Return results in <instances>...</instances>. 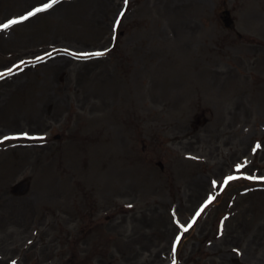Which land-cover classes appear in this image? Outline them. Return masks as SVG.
<instances>
[{
    "label": "rangeland",
    "instance_id": "obj_1",
    "mask_svg": "<svg viewBox=\"0 0 264 264\" xmlns=\"http://www.w3.org/2000/svg\"><path fill=\"white\" fill-rule=\"evenodd\" d=\"M9 69L0 264H264V0H61Z\"/></svg>",
    "mask_w": 264,
    "mask_h": 264
},
{
    "label": "snow or ice",
    "instance_id": "obj_2",
    "mask_svg": "<svg viewBox=\"0 0 264 264\" xmlns=\"http://www.w3.org/2000/svg\"><path fill=\"white\" fill-rule=\"evenodd\" d=\"M60 2H61V0H50V2L44 4L43 7H36L34 9H32L31 11H28L26 15H21L19 17V19H9L6 23H0V30H7L11 26L17 25V24L21 23L22 21H27L30 17H34L38 13L44 12V11H46L48 9H51L54 5H56V4L60 3ZM124 2H125V5H127L128 0H124ZM120 15L123 16L124 13L121 12ZM117 23H119V21H117ZM81 55L86 58L88 56H102V55H104V53L103 52H92V53H82ZM11 71L12 70L9 69L7 73L0 72V79H3L5 75L10 74ZM25 135H27V134H25ZM9 138L10 137L5 136L3 139L7 140ZM256 147L259 148L260 145H257ZM248 178L249 179H254V177H248ZM235 179H237V177L229 176L225 180V183H228V181H232V180H235ZM261 179H264V178H261ZM213 183H215V182H213ZM213 199H214L213 197H209V199L207 201V204H211ZM205 206H207V205H205ZM201 211H203V209H201ZM197 215H199V213H197ZM190 226L191 225H189V227ZM187 230H188L187 228L184 229V231H187ZM179 239L180 238L177 237V241H179ZM173 251H175V248L173 249ZM173 264H176L175 260L173 261Z\"/></svg>",
    "mask_w": 264,
    "mask_h": 264
},
{
    "label": "water",
    "instance_id": "obj_3",
    "mask_svg": "<svg viewBox=\"0 0 264 264\" xmlns=\"http://www.w3.org/2000/svg\"><path fill=\"white\" fill-rule=\"evenodd\" d=\"M225 25L228 26L229 25V21L225 20ZM24 187H25V185H20L19 190L20 191L23 190Z\"/></svg>",
    "mask_w": 264,
    "mask_h": 264
}]
</instances>
